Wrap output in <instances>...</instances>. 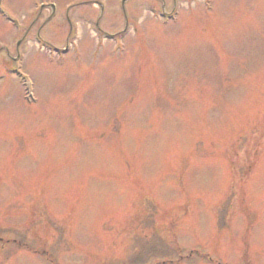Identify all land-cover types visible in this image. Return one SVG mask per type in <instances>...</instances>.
<instances>
[{
    "label": "rangeland",
    "instance_id": "rangeland-1",
    "mask_svg": "<svg viewBox=\"0 0 264 264\" xmlns=\"http://www.w3.org/2000/svg\"><path fill=\"white\" fill-rule=\"evenodd\" d=\"M121 4L1 1L0 264H264V0Z\"/></svg>",
    "mask_w": 264,
    "mask_h": 264
}]
</instances>
